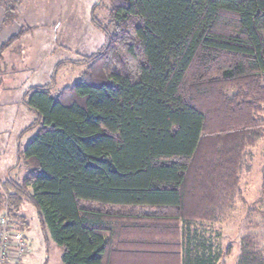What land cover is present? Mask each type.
Listing matches in <instances>:
<instances>
[{"label": "trees", "instance_id": "16d2710c", "mask_svg": "<svg viewBox=\"0 0 264 264\" xmlns=\"http://www.w3.org/2000/svg\"><path fill=\"white\" fill-rule=\"evenodd\" d=\"M13 1L0 0L4 22ZM99 2L90 17L103 47L24 93L36 118L3 214L24 232L32 206L63 264H220L229 249L215 226L244 199V160L264 139V0ZM67 65L86 68L58 89ZM262 244L243 236L237 264H264Z\"/></svg>", "mask_w": 264, "mask_h": 264}, {"label": "rangeland", "instance_id": "374dc122", "mask_svg": "<svg viewBox=\"0 0 264 264\" xmlns=\"http://www.w3.org/2000/svg\"><path fill=\"white\" fill-rule=\"evenodd\" d=\"M99 3V0H15L12 2L15 11L21 10L19 13L20 20L27 13L28 16L30 15L29 22L33 27H23L24 29H29L24 35L28 32L32 33V31L35 33L33 32L31 36L33 44L30 45L29 51L28 49H24L25 47H22V44H25L22 41L23 35L1 56L0 63L3 60L4 64H0V72L7 73L9 77L7 79L6 76L4 84H12L16 79V77L10 74L13 70L11 64H15L16 61L17 63L21 62L20 60L23 55L31 56L35 64L34 72L30 74L26 73L27 75L23 74V78L28 77L25 79L26 85L35 84L36 86H40L49 82V77L52 76L53 71L61 61H78L80 56H90L97 53L103 47L101 46L103 34L92 24L90 16L92 9L95 8V5H99ZM102 6L96 11L100 19H103L107 13L105 7ZM14 13L16 16V12ZM13 19L19 18L14 17ZM44 30L46 31V40L52 42V47L49 50L43 49L39 44L40 39L37 40L36 38ZM34 42L36 43L34 44ZM31 65L33 66V64ZM18 67L22 66L19 65ZM46 68L51 71H46ZM85 68L84 66L73 65H67L62 68L58 74V89L75 84ZM43 71H46V73L50 72L51 74L47 75ZM41 75L43 76L41 77ZM10 78L14 80L12 81ZM2 117L4 116L1 113L0 122L2 121ZM5 133L7 138L12 133V129H0V145L2 144L3 147L4 143L1 138H4ZM35 135L36 132H31L25 140L31 142ZM263 171L264 139L259 141L256 148L249 150L246 154L241 173V188L244 199L237 205V211L229 220L215 226L216 230L221 234L220 239H218L222 248L224 250L229 249V254L222 258L220 264L238 263L240 240L250 232H257L262 236V245L264 246V227H257L255 229L250 227L251 220L260 221L257 213L261 212L260 210L264 211V206H259L257 203L261 192ZM25 211L27 216L29 215L32 227L38 225L33 207L27 204V210L25 209ZM48 260V264H63L62 252L54 244L49 251Z\"/></svg>", "mask_w": 264, "mask_h": 264}, {"label": "crops", "instance_id": "0c3cea01", "mask_svg": "<svg viewBox=\"0 0 264 264\" xmlns=\"http://www.w3.org/2000/svg\"><path fill=\"white\" fill-rule=\"evenodd\" d=\"M20 11L18 10L15 11L16 12L15 17L19 19H12L11 21L4 22V15H5L4 8L0 4V48L13 36L17 35L21 31V28L33 27L30 25L29 22L30 15L28 16L27 15L28 13L20 20V16H19ZM33 32L34 31H32V33L28 32L22 38V41L25 43L22 44V47H25L24 49L26 50L28 49V51L30 45L33 44V40L31 37L33 35ZM36 38L37 40L40 39L39 44L43 47V49H47V50L51 49L52 42L46 40L45 30L41 33V35H37ZM35 43L36 42H34V44ZM103 43H104V37L102 39L101 46L103 45ZM20 61L21 62L17 63L16 61L15 64H11L13 70L12 72H10V74L16 77L15 80L13 78H10L12 81L14 80L12 84L9 85L4 84V82H6V76L7 79H9V77L7 73L0 72V77H2L0 78V114L2 113L4 116L2 117V121L0 122V129H12V133L9 134L7 138H6V133L4 138H1L4 143V147L2 146V144L0 145V215L3 213L2 200L4 201L3 199L4 194L2 192L6 188L7 180L10 178L17 180L23 175V171L20 168L13 169V167L16 165V154H17L16 152H17L18 139L22 131L26 127H28L31 123H33V121L36 118L35 114L28 111L26 107L23 105V97L25 91L27 89L36 86L35 84L26 85L25 79L28 77L23 78V74L27 75L34 72L35 64L31 59V56L29 55L27 56L23 55ZM1 63L4 64V61L2 60ZM31 64H33V66ZM19 65H21L22 67H18ZM45 70L51 71L48 68H46ZM46 71L43 72L47 75L51 74L50 72L46 73ZM42 76L43 75H41V77ZM7 95L8 97H6ZM30 134L31 133H28L21 139L20 145L22 148H25L30 142L25 140L26 137ZM25 209L27 210V206L25 207ZM25 209L23 212V216L26 218L29 224L25 225L24 233L29 242L30 253L21 260H15L13 264H48L49 262L48 254L50 249L53 247V244L51 245L50 248L46 246L39 223L38 225L32 227L31 220L29 218V215L27 216Z\"/></svg>", "mask_w": 264, "mask_h": 264}, {"label": "built area", "instance_id": "2783aa9c", "mask_svg": "<svg viewBox=\"0 0 264 264\" xmlns=\"http://www.w3.org/2000/svg\"><path fill=\"white\" fill-rule=\"evenodd\" d=\"M29 252L24 232L13 226L11 217L5 212L0 216V264H13Z\"/></svg>", "mask_w": 264, "mask_h": 264}]
</instances>
